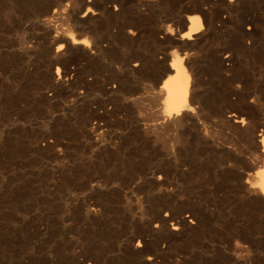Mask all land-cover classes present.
Returning a JSON list of instances; mask_svg holds the SVG:
<instances>
[{
  "label": "bare ground",
  "instance_id": "obj_1",
  "mask_svg": "<svg viewBox=\"0 0 264 264\" xmlns=\"http://www.w3.org/2000/svg\"><path fill=\"white\" fill-rule=\"evenodd\" d=\"M0 264H264V0H0Z\"/></svg>",
  "mask_w": 264,
  "mask_h": 264
}]
</instances>
